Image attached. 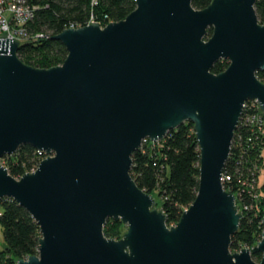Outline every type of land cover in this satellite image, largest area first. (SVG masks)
Wrapping results in <instances>:
<instances>
[{"label": "water", "instance_id": "obj_1", "mask_svg": "<svg viewBox=\"0 0 264 264\" xmlns=\"http://www.w3.org/2000/svg\"><path fill=\"white\" fill-rule=\"evenodd\" d=\"M192 2L136 0L122 20L66 28L54 38L67 56L47 68L0 37V200L13 198L41 232L17 264H264V230L231 251L243 215L222 183L245 103L264 111V24L257 0ZM221 59L228 67L213 72ZM186 121L199 190L169 227L131 174L133 154ZM24 144L47 156L16 178L2 159ZM110 219L126 225L121 238L105 235Z\"/></svg>", "mask_w": 264, "mask_h": 264}, {"label": "trees", "instance_id": "obj_2", "mask_svg": "<svg viewBox=\"0 0 264 264\" xmlns=\"http://www.w3.org/2000/svg\"><path fill=\"white\" fill-rule=\"evenodd\" d=\"M38 6L33 19L29 22V34L44 32L48 37L24 41L18 50V56L27 64L47 68L60 64L67 56L63 43L55 35L71 26L80 27L89 23L92 17L106 25L111 21L124 19L136 7V0H27ZM212 0H193L194 7L205 8ZM256 11L260 23L264 24V0H257ZM212 34V28L208 35ZM229 65L228 60L217 61L212 71L219 73ZM257 76L264 82V70ZM242 136L240 142L239 136ZM249 132L238 127L233 140L230 157L224 173L231 174L229 186L232 191H240L239 178H244V167L249 162H257L264 143L256 141L254 150L243 151ZM246 150H248L246 146ZM29 144L22 145L15 154L2 160L14 177L36 168L46 157ZM247 162V163H246ZM262 162L260 159L259 163ZM246 163V164H245ZM131 174L138 185L153 196L157 193L160 209L166 214L167 224L176 223L183 211L194 201L199 190L200 147L196 139L194 124L186 121L178 128L168 132L165 138L156 143L148 141L133 154ZM264 191V186L262 187ZM248 203L251 199L246 197ZM0 224L2 226L5 247L0 250V264H17L21 258L37 253L41 232L31 214L11 197L0 200ZM264 195L256 201L250 211L244 213L238 231L232 237L231 249L240 250L252 247L260 239L264 230ZM126 225L122 221L110 219L104 228L108 237L119 239ZM253 258L259 260L260 253Z\"/></svg>", "mask_w": 264, "mask_h": 264}, {"label": "built area", "instance_id": "obj_3", "mask_svg": "<svg viewBox=\"0 0 264 264\" xmlns=\"http://www.w3.org/2000/svg\"><path fill=\"white\" fill-rule=\"evenodd\" d=\"M37 8L38 6L29 4L27 0H0V37L14 38L20 41V43L48 37V35H46L44 32H37L35 34L28 33L27 26L33 19ZM93 21L96 20L92 17L89 23ZM238 127L249 132V135L245 141L246 143H244V152H248L249 154L252 149L254 150L256 147L254 143L256 141H259V143H264V111L261 109L260 103L257 100H249L245 103L244 111L239 121ZM239 138L241 142L243 139L242 136L240 135ZM149 140L150 139H146L142 145L144 143H148ZM150 142L156 143L151 140ZM246 146L248 150H246ZM258 155L260 159H262V162L259 163L260 159L254 163L249 162L246 164V162L244 167L245 170H243L245 173L244 178H239L238 180V185L241 188L240 191H238L235 195V203L238 211L242 213L243 216L244 212L250 211V209H252L255 205L256 201L259 200L262 195H264V191L262 189L264 186V181H261L260 179V172L264 170V146ZM35 169L36 168L33 170ZM231 181V174L223 173L222 183L225 189L232 190V188L229 186ZM246 197L251 199V203H248V201L245 200ZM174 224L175 223H172L168 226L170 227Z\"/></svg>", "mask_w": 264, "mask_h": 264}, {"label": "rangeland", "instance_id": "obj_4", "mask_svg": "<svg viewBox=\"0 0 264 264\" xmlns=\"http://www.w3.org/2000/svg\"><path fill=\"white\" fill-rule=\"evenodd\" d=\"M96 21H97V20H96ZM101 25H102V24H101ZM102 26H104V25H102ZM63 61H64V60H63ZM62 63H63V62H62ZM62 63H60V64H62ZM56 65H59V64H56ZM2 163L4 164L3 160H2ZM16 178H18V177H16ZM260 179H261V181H264V170L260 172ZM231 191H232V190H231ZM232 192H233L235 195L237 194V192H234V190H233ZM154 196H155L156 199H157V197H158L157 193H156ZM157 201H158V199H157ZM157 201L155 202L154 207L160 209L159 204L157 203ZM1 212H2V208H0V214H1ZM244 213H245V212H244ZM125 230H126V228H125ZM4 247H5V241H4V237H3L2 226H1V224H0V250L3 249ZM231 251H232V249H231ZM233 251H234V250H233ZM235 251H236V250H235Z\"/></svg>", "mask_w": 264, "mask_h": 264}, {"label": "bare ground", "instance_id": "obj_5", "mask_svg": "<svg viewBox=\"0 0 264 264\" xmlns=\"http://www.w3.org/2000/svg\"><path fill=\"white\" fill-rule=\"evenodd\" d=\"M47 156V155H46ZM44 159V158H43Z\"/></svg>", "mask_w": 264, "mask_h": 264}]
</instances>
